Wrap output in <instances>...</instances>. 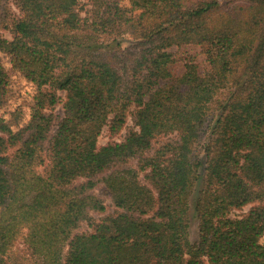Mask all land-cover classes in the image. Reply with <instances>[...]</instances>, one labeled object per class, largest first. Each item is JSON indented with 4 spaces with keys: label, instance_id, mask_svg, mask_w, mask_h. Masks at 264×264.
Wrapping results in <instances>:
<instances>
[{
    "label": "trees",
    "instance_id": "1",
    "mask_svg": "<svg viewBox=\"0 0 264 264\" xmlns=\"http://www.w3.org/2000/svg\"><path fill=\"white\" fill-rule=\"evenodd\" d=\"M125 1L0 0V53L36 87L25 126L0 116V264H264V0ZM9 80L0 59V107Z\"/></svg>",
    "mask_w": 264,
    "mask_h": 264
},
{
    "label": "rangeland",
    "instance_id": "2",
    "mask_svg": "<svg viewBox=\"0 0 264 264\" xmlns=\"http://www.w3.org/2000/svg\"><path fill=\"white\" fill-rule=\"evenodd\" d=\"M122 4H127L125 0H120ZM245 0H222L223 4H240L244 2ZM81 6L85 8H90L89 0H80ZM14 9V6H12ZM7 37H9L8 34H6ZM132 43L129 38H126L123 42V48L126 49H132ZM199 47H185L181 51V56L185 57V55L194 53L199 54L198 59L201 62L202 68L205 67L203 64V56L199 53ZM0 59L5 65L8 74L10 76L9 80V86L7 89L6 99L4 102V105L0 107V116L4 119V121L9 124V126L14 130L17 131L21 127L25 126L30 119L31 111L34 106L35 100L34 97L36 96V87L28 82L21 74L13 70L12 65L10 64L9 58L0 53ZM184 61L180 60L179 64L177 65L176 71L179 73L182 70V66ZM59 95L62 96V98L65 96L64 92H59ZM54 113L58 117H63L64 111L62 107V103H59L56 108L54 109ZM134 127L133 121L131 118L128 119L126 126L122 130V132L114 137H112L109 133L108 127H104V129L101 132V135L99 136V145H106L108 142H114V141H122L127 131ZM55 128V127H54ZM170 138H174L173 135H171ZM168 137L161 138L162 141L167 140ZM131 165H135L134 162H131ZM167 175H159L157 177V184L164 185L167 181ZM93 193L99 196L105 203L106 206V215H111L116 211V208L113 204L111 193L106 187V185L100 181L99 184L96 186V188L93 190ZM195 199L196 196L192 197L191 199V206H190V239L192 242H197L199 240V232H198V218L195 213ZM251 205H248L243 210H234L231 213L232 217H239L242 214H245L249 211ZM96 219L101 218L104 215L100 214H94L93 215ZM92 228L86 223L83 222L82 225L79 228V232H86L91 231ZM264 242V237H263ZM17 250H20L23 253H27V248L24 245L22 241L17 242L16 244ZM75 264H83L79 260L75 261Z\"/></svg>",
    "mask_w": 264,
    "mask_h": 264
}]
</instances>
